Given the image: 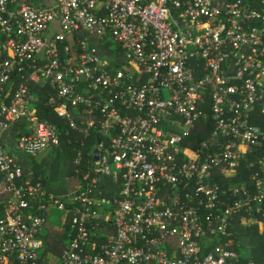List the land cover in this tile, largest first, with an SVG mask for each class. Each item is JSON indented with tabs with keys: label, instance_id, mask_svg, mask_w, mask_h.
I'll return each instance as SVG.
<instances>
[{
	"label": "built area",
	"instance_id": "built-area-1",
	"mask_svg": "<svg viewBox=\"0 0 264 264\" xmlns=\"http://www.w3.org/2000/svg\"><path fill=\"white\" fill-rule=\"evenodd\" d=\"M41 106L74 133L62 194L29 159L64 148ZM262 115L264 0H0V264H258Z\"/></svg>",
	"mask_w": 264,
	"mask_h": 264
},
{
	"label": "trees",
	"instance_id": "trees-1",
	"mask_svg": "<svg viewBox=\"0 0 264 264\" xmlns=\"http://www.w3.org/2000/svg\"><path fill=\"white\" fill-rule=\"evenodd\" d=\"M28 1L31 2L32 0H28ZM44 93H45V96L44 98H42L43 102L46 99L49 91H47V93L45 91ZM40 110L41 111L38 112V116L40 118L46 119L50 124L57 126L60 130L61 146L64 147L62 150L63 156L67 160V162L72 163V168L70 167L66 172V174L68 175L67 177H70L73 174V169H74L73 161L75 158V153L71 151L70 149H66L67 148L66 140L67 138H73L72 134L74 133L71 132L72 133L71 134L67 132V128L65 127L64 122L61 121L58 117H56L52 109H49L46 106H43V107L41 106ZM256 124H259V125L264 124V115L261 116V120H259V122ZM201 128H203V125H199L198 130L193 133L194 139L197 138L198 141H202L206 139V137H208L210 133L209 125L204 127V130H201ZM75 147L79 148L78 145H76ZM249 159L253 160L254 157L249 156ZM32 169L34 170L35 174L43 176L44 185L48 189L49 186L47 182V176L44 174V170L46 169L45 168L42 169L40 166H37V165H33ZM255 170H257V168L248 170V169H245L243 166H240L238 169L237 176L232 180L236 183H243L250 178V176L254 173ZM237 231H238V236L241 238H244L243 242L245 244L248 243V245H250L251 258L254 261H256L258 264H264V230L262 232H259L258 228H245V229L237 228ZM69 232H70L69 224L64 226L61 230H56L55 228L50 227L48 234L46 236V245H47L46 250L54 251L60 254L64 248V245H65L64 242L68 240L67 233Z\"/></svg>",
	"mask_w": 264,
	"mask_h": 264
},
{
	"label": "rangeland",
	"instance_id": "rangeland-1",
	"mask_svg": "<svg viewBox=\"0 0 264 264\" xmlns=\"http://www.w3.org/2000/svg\"><path fill=\"white\" fill-rule=\"evenodd\" d=\"M32 2L35 5L40 4L39 0H32ZM51 3H53L52 0H41V5L43 4L44 6H48ZM110 47H114V44H111ZM19 157L22 159L25 158L22 154H19ZM29 159L32 164L40 166L42 169H46L44 170V174L48 177L47 182L49 191L55 194H62L67 191L69 183L67 182L68 175L66 172L70 167L72 168V163L67 162L61 150L46 146L39 154ZM49 214V219L47 221V224H49V226H47L48 229H50V226L54 227L62 215L54 210H52ZM44 234L46 235L45 228ZM64 244H66V242H64Z\"/></svg>",
	"mask_w": 264,
	"mask_h": 264
},
{
	"label": "crops",
	"instance_id": "crops-1",
	"mask_svg": "<svg viewBox=\"0 0 264 264\" xmlns=\"http://www.w3.org/2000/svg\"><path fill=\"white\" fill-rule=\"evenodd\" d=\"M40 1V4H41V0H39ZM52 2L54 3V0H52ZM43 5V4H42ZM67 182L69 183L68 184V189L69 188H72V187H74V186H76V180H71V178H67ZM67 189V190H68ZM47 226H49V224H47V225H45V230L47 231V234H48V231H49V229L47 228ZM51 228H52V226H51ZM54 228V227H53ZM64 249V248H63ZM63 251V250H62ZM61 251V252H62ZM48 252H52V253H55V254H59V253H56V252H54V251H48Z\"/></svg>",
	"mask_w": 264,
	"mask_h": 264
}]
</instances>
